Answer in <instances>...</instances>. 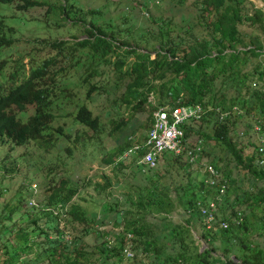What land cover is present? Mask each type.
Instances as JSON below:
<instances>
[{
	"label": "trees",
	"instance_id": "16d2710c",
	"mask_svg": "<svg viewBox=\"0 0 264 264\" xmlns=\"http://www.w3.org/2000/svg\"><path fill=\"white\" fill-rule=\"evenodd\" d=\"M154 1L158 0L149 2L154 4ZM191 2L193 8L188 17H193L195 22L183 20V14H178L183 20L180 23L175 22L171 13L149 15L148 26L140 32H146L158 44L154 47L151 42V50L119 40L111 28L105 30L90 19L84 25L86 34L81 39L39 40V48L44 52L42 60L31 64L24 76L14 79L18 65L22 64L19 60L7 74L10 82L4 85V76L0 73V140L14 145L33 140L37 146L47 149L59 137L69 139L72 135L60 124L52 128L54 114L50 108L60 95H70V92L66 85L56 83L63 79L62 74H57L60 66L55 69L48 66L57 62L61 54L71 55L70 65L75 66L79 61V56L72 55L75 46L88 47L90 51L88 71L78 81L86 97L100 93L99 84L90 81V77L106 73L98 66L112 63L115 77L110 84L121 87L122 99L132 102L131 107L139 105L150 93L158 105L199 102L204 108L218 106L226 111L218 118L217 111L207 109L199 118L181 125L185 145L200 146L196 163L187 162L183 153L169 150L158 152L151 167H142L135 162L136 156H132L130 162L137 164L140 178L121 185L126 189L119 191L122 199L114 196L111 201L106 199L108 195H101L105 209L113 212L111 224L119 228L111 230L113 242L109 246L98 242L96 254L92 256L96 264H105L101 257L107 252L123 256L125 247L132 252L128 256L130 264H264V160L258 162L257 143L248 138L242 140L235 129L238 117L244 114L250 119V123H245L247 129L254 131L252 125L256 123L260 126L259 132L264 131V46L261 43L264 14L251 0ZM41 3L42 0H21L16 6L21 9ZM64 6L60 4L62 12ZM126 16L122 14L118 29L124 25ZM73 17L82 21L79 15L73 14ZM243 22L253 29L247 40L245 30L239 28ZM12 31L11 26L4 27L0 20V49L9 47L16 39L10 35ZM129 54L131 59L126 61L123 55ZM4 61L5 58H0V68ZM26 104H33V110L24 120L11 111L12 107L22 110ZM73 118L83 127L96 129L98 126L97 116L85 104L77 106ZM190 134L196 136L194 142L187 141ZM127 144L106 151L103 161L112 163L115 169L123 168L114 158ZM249 144L253 148L246 152ZM64 147L69 151L68 145ZM229 159L239 167L250 191L240 190V195L233 193L228 200L226 191L237 177L231 174L230 167L225 168ZM206 163L217 171L213 183H208L207 174L201 170ZM130 171L133 170L130 168ZM100 177L101 181L87 182L103 192L110 180L105 173ZM73 179L77 181L76 177ZM221 182L226 184L224 200L229 201V210L225 215L216 213L212 225L205 227L195 211V201L217 193ZM170 189L175 192V199ZM76 190V183L61 176L52 184L46 202L40 207L18 210L20 197L13 205L0 204V254L5 253L0 257V264H90L93 260L89 255L94 251L84 246L82 238L90 231L100 235L108 230L97 229V223L102 220L85 215L72 200ZM44 206L50 208L44 209ZM217 207L223 208L219 203ZM175 210L179 211V217L171 215ZM237 211L242 216L238 224L231 223L227 228L218 225L219 219L230 220ZM51 214H54L52 218L63 216L69 228L80 227L70 234V230L59 227L57 218L55 224L47 222ZM193 217L199 221L196 236L190 227ZM260 237L261 242L256 239Z\"/></svg>",
	"mask_w": 264,
	"mask_h": 264
},
{
	"label": "rangeland",
	"instance_id": "374dc122",
	"mask_svg": "<svg viewBox=\"0 0 264 264\" xmlns=\"http://www.w3.org/2000/svg\"><path fill=\"white\" fill-rule=\"evenodd\" d=\"M42 1L43 3L39 5L21 9L16 6L21 0H12V2L5 4L0 2V20L4 27L9 25L13 28L10 35L16 38L9 47L4 46L0 49V58H5L4 64L0 68L1 76H4L2 78L4 85L10 82L7 74L9 70L13 69V65H16L17 60L22 64L18 65L16 69L17 76L14 79H19L27 74L31 64L40 63L44 52L39 48L41 44L39 40L49 41L63 38L71 42L81 39L86 34L84 25L90 19L105 30H108V27L111 28L113 34L119 40L125 39L131 45L142 50H151V42L154 47L158 45L151 40L146 32H140L148 26L149 15L160 13L169 15L171 13L177 23L183 20L195 22L193 17H188L193 8L191 0L180 2L177 0H158L154 1V4L149 2L150 0ZM251 1L255 6L260 7L264 14V3L262 1ZM60 4L65 5L64 12L60 10ZM73 14L79 15L82 21H77ZM122 14L127 16L124 25L121 29H118V23L123 19ZM178 14H183L185 18L180 20ZM239 28L242 31L245 30V40L248 39V33L253 32L252 27L245 22L241 23ZM261 43L264 46V36L261 37ZM144 44L147 46L145 47ZM75 49L72 55L79 56V61L75 66L70 65L72 58L71 55L67 54L65 56L59 55L57 62L48 66L50 69L60 66L61 71L58 69L57 74H62L63 79L56 83L58 86L66 85L67 91L70 92V95H60L56 104L50 108L54 114L51 122L52 128L60 124L64 130L71 132L72 135L69 139L59 137L47 149L37 146L33 140L21 145H14L8 140H0V204L13 205L17 203L16 199L20 197L18 210H30L34 205L40 207L39 205L43 204L44 200L46 202L45 198L52 184L61 176L68 177L69 181L76 183L77 187L72 200L78 203L79 208L85 215H93L96 221L102 220V223H97V229L108 230L107 232L102 231L100 235L90 231L82 238L84 246L94 251L100 241H103V246H109L113 242L111 230L115 231L119 228V226L111 224L113 212L105 209L104 203H101V195H108L106 199L111 201H113L114 196L122 199L119 191L126 189L121 185L130 184L140 178L137 164L130 162L134 155L130 148L144 136L149 124V116L158 104L150 93L146 95L144 101L135 107H131L132 102L127 103L124 101L120 94L121 87L117 88L110 84L115 77L112 63L98 66L103 67L106 73L92 76L90 81L99 84L100 93H91L89 97H86L84 87L79 85L78 81L88 71L87 63L90 60V51L88 47L75 46ZM152 54V51H150V55ZM123 57L126 61L131 59L130 54L123 55ZM110 58L112 60L113 56H110ZM79 104H85L90 108L91 113L97 116L98 126L96 129L83 127L80 122L73 118L74 111ZM32 110L33 104H26L22 110H18L16 107L11 108V111L22 120ZM246 122L250 123V119L244 114L241 115L235 123V129L242 140L248 138V140H253L256 143V132L254 130L256 125H252L254 131H251L247 129ZM262 133L264 134V131ZM186 139L188 142H194L196 136L190 134ZM125 142L128 143L127 147H124L121 153L114 158L122 163L123 168L115 169L112 163L103 161L102 157L106 151L115 149L116 145H123ZM65 145L69 146V151L65 149ZM202 145L206 146L205 144ZM252 148L253 144H249L245 151L248 152ZM125 150L128 151L127 156L121 158L120 155ZM228 167H230L231 174L237 177L234 184L226 191L229 193L227 199H231L233 193L240 195V190H246L245 193H249L250 190L247 189L248 181L241 175L239 167H236L232 159L228 160V164L225 166L226 170H228ZM130 168L133 171H130ZM102 173L107 174L110 180V184L104 186L103 192L97 191L87 182V180L90 182L101 181L100 174ZM72 177H76L77 181H74ZM220 177H224L222 173H220ZM32 183L34 187H32ZM225 186L226 184L223 191H220L221 196L217 200L223 206L222 209L217 207V216L225 215L229 210V201L224 200ZM169 193L175 199L173 189H170ZM213 195H210V197ZM46 208H50V206H44V209ZM175 211L171 215L179 217L180 213H177L179 211ZM52 215L54 216V214H51L47 217V222L55 224L57 217L52 218ZM58 216L59 227L62 225L61 228L70 230V234L80 227L79 225L69 228V222L63 216ZM194 218L190 220V227L196 236L199 221ZM110 239H112L111 242L108 241ZM256 239L261 242V237ZM4 254H0V257ZM95 254V251H91L89 256L92 257ZM102 255L101 258L105 260V264H130L131 262V258L128 257L129 255L124 252L123 248V256L119 254V256L112 255L110 252ZM91 260L93 261L90 264H96L93 257Z\"/></svg>",
	"mask_w": 264,
	"mask_h": 264
},
{
	"label": "built area",
	"instance_id": "2783aa9c",
	"mask_svg": "<svg viewBox=\"0 0 264 264\" xmlns=\"http://www.w3.org/2000/svg\"><path fill=\"white\" fill-rule=\"evenodd\" d=\"M177 101V100H176ZM207 109H214L218 112V118H221L226 113L225 110H220L218 106L211 108L207 106L204 108L199 102L194 103H164L156 106L151 112V118L149 120L148 127L142 139L131 146L130 151L133 152L135 162L141 164L142 167H151L155 165L156 154L163 150H169L173 153H183L187 162L196 163L199 156L200 146L197 143L192 145H185V139L183 136V130L181 125L192 119H197ZM256 143H257V157L258 162L261 163L264 160V135L259 132V124H256ZM264 126V122H262ZM127 150L123 151L120 155L121 158L127 156ZM201 170L208 176V183H213V178L217 176V171L210 164L206 163L201 167ZM34 187V184H31ZM224 184L221 182L218 192L213 196L202 200L197 198L195 201V211L201 216L203 225L209 227L212 225L214 216L218 211L217 200L221 196ZM34 190V188H33ZM62 209L64 207H61ZM53 213L55 209L52 210ZM187 212L190 210L187 209ZM242 216L239 211L230 219H219L218 225L222 228H227L229 224H238ZM109 242L111 241L108 240ZM127 255H131L132 252L126 247L123 248Z\"/></svg>",
	"mask_w": 264,
	"mask_h": 264
}]
</instances>
